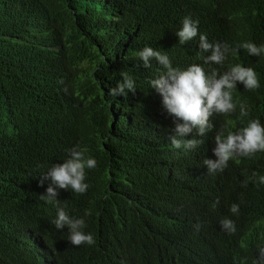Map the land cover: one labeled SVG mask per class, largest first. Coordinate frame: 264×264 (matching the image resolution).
<instances>
[{"label": "trees", "instance_id": "trees-1", "mask_svg": "<svg viewBox=\"0 0 264 264\" xmlns=\"http://www.w3.org/2000/svg\"><path fill=\"white\" fill-rule=\"evenodd\" d=\"M189 16L210 42L239 49L225 65L255 67L259 88L240 87L250 117L264 125V55L239 47L264 44V0H0V264H209L168 250L165 238H177L173 227L183 229L200 206L217 228L210 262L243 264V243L264 228V185L253 184L264 159L243 161L240 178L214 176L202 168L210 144L173 148L172 116L149 85L165 70L155 60L144 68L137 55L151 46L173 67L214 71L199 35L179 44ZM124 71L136 91L109 95ZM76 145L97 166L85 170L84 194L58 192V207L85 219L91 246L66 244L67 227L53 224L57 206L39 198L50 180L41 183L42 175ZM224 217L235 222V236L220 232Z\"/></svg>", "mask_w": 264, "mask_h": 264}, {"label": "clouds", "instance_id": "clouds-1", "mask_svg": "<svg viewBox=\"0 0 264 264\" xmlns=\"http://www.w3.org/2000/svg\"><path fill=\"white\" fill-rule=\"evenodd\" d=\"M198 20L190 16L182 20L181 29L176 32L179 44L192 41L199 35L201 52H210L204 57L205 63L215 69L206 73L203 66L192 64L185 70L173 67L167 52L145 46L137 55L144 68L151 66L155 60L165 71L157 78L149 81L162 98V108L169 116L174 126L173 135L169 137L170 144L175 149L186 151L197 149L203 143L211 145L210 152L204 158L202 168L208 175L220 176L224 172L240 178L243 175L242 162L264 159V125L259 119L251 118L252 107L246 104V96L240 87L247 90L259 88V80L255 67L245 63L225 65L229 53L235 54L239 49H233L227 42H210L206 35L199 34ZM240 48L245 49L249 56L264 55V44L257 46L253 42H244ZM219 66L220 68H215ZM122 79L115 87L110 88L109 95L127 97L129 92L136 91L135 81L128 72L120 73ZM237 93H236V92ZM86 149L76 145L68 150V158L62 163L53 165L44 180H49L46 193L39 198L57 206V216L53 221L57 230L67 227L66 244L69 246L94 245L95 239L91 233L84 231V218L70 216L64 208L58 207V192L71 189L78 194H84L89 185L85 183L86 168L94 169L97 161L86 158ZM253 184L264 185L263 173H253ZM247 180L244 186L247 187ZM215 202L213 207L219 204ZM205 206L194 209L189 215L183 229L177 238L166 235L168 250L175 253H188L201 256L209 264L210 254L218 247L217 228L205 210ZM240 207L233 203L231 214H238ZM90 215L89 212L85 216ZM231 217L219 220V230L229 237L236 235L235 222ZM239 246L234 242L231 248ZM171 251V250H170ZM239 259L243 264H264V228L254 230L248 242L243 243Z\"/></svg>", "mask_w": 264, "mask_h": 264}]
</instances>
